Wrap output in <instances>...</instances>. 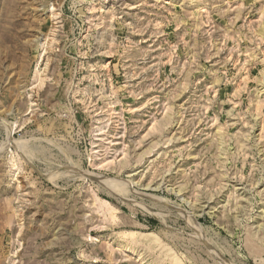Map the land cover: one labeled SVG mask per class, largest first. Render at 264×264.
Returning a JSON list of instances; mask_svg holds the SVG:
<instances>
[{"label": "rangeland", "instance_id": "rangeland-1", "mask_svg": "<svg viewBox=\"0 0 264 264\" xmlns=\"http://www.w3.org/2000/svg\"><path fill=\"white\" fill-rule=\"evenodd\" d=\"M0 264H264V0H0Z\"/></svg>", "mask_w": 264, "mask_h": 264}, {"label": "bare ground", "instance_id": "bare-ground-1", "mask_svg": "<svg viewBox=\"0 0 264 264\" xmlns=\"http://www.w3.org/2000/svg\"><path fill=\"white\" fill-rule=\"evenodd\" d=\"M138 254V253H137Z\"/></svg>", "mask_w": 264, "mask_h": 264}]
</instances>
